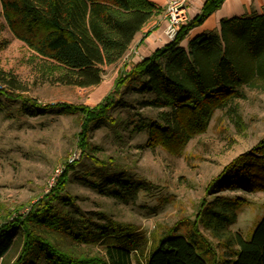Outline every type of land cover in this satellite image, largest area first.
<instances>
[{"label": "trees", "instance_id": "16d2710c", "mask_svg": "<svg viewBox=\"0 0 264 264\" xmlns=\"http://www.w3.org/2000/svg\"><path fill=\"white\" fill-rule=\"evenodd\" d=\"M223 1L206 0L201 12L181 26L174 40L130 69L121 70L113 89L94 106L69 102L49 106L0 89L11 100L31 103L40 111L53 108L75 114L80 121L78 155L63 163L55 184L24 214L16 210L1 215L0 260L19 233L21 250L11 264H264V216L247 239L234 232L232 225L249 199L220 194L227 189L264 191V136L207 185L196 217H189L190 228L164 230L145 254L134 230L106 224L93 227L82 213L71 210L74 198L66 192L79 166L85 168L80 179L98 186L95 175L112 164L99 155L91 134L112 123L110 112L128 102L124 97L128 89L139 94L144 106L169 108L161 113V122L149 125L147 145L162 146L172 153H180L191 138L204 132L215 111L244 95L243 88L264 90V13L225 18L218 31L199 34L187 48L181 45L189 31ZM158 11L151 0H0V29L8 26L29 48L50 60L58 70L55 82L87 88L102 81L103 66L122 59L136 33ZM200 223L222 245L221 255L215 256ZM54 231L79 242L102 241L105 252L71 250Z\"/></svg>", "mask_w": 264, "mask_h": 264}, {"label": "rangeland", "instance_id": "374dc122", "mask_svg": "<svg viewBox=\"0 0 264 264\" xmlns=\"http://www.w3.org/2000/svg\"><path fill=\"white\" fill-rule=\"evenodd\" d=\"M131 54L136 55L137 50ZM103 68V79L97 86L57 83L53 76L58 70L50 60L29 48L8 26L0 29V89L22 93L49 106L57 102L94 106L113 89L123 67L112 63ZM242 91L244 95L215 111L204 132L191 138L180 153H172L162 146L147 145L149 125L161 122V113L169 108L144 106L139 94L128 89L124 95L128 102L110 112L112 123L91 134L100 148L99 155L112 164L106 172L95 175L98 186L80 179L83 166L72 173L66 189L74 198L71 210L82 213L93 227L131 228L139 236L138 246L144 247V254L164 230L176 226L186 231L189 217H196L206 196L207 185L225 165L264 136V90ZM79 123L75 114H62L53 108L40 111L31 103L0 94V219L11 211L24 214L55 184L63 163L78 155ZM220 194L249 199L232 225L234 232L249 239L264 216V191L227 189ZM199 227L215 249V256L221 255L222 245L201 223ZM53 234L76 252H105L102 241L85 243L66 233ZM21 238L16 234L14 246L0 264L14 262L21 250Z\"/></svg>", "mask_w": 264, "mask_h": 264}, {"label": "crops", "instance_id": "0c3cea01", "mask_svg": "<svg viewBox=\"0 0 264 264\" xmlns=\"http://www.w3.org/2000/svg\"><path fill=\"white\" fill-rule=\"evenodd\" d=\"M151 1L159 8V11L136 33L125 56L116 62L119 64V67H123L122 70L130 69L135 63L141 61L154 50L169 42L165 36L167 19L164 14V8L167 0ZM205 2L206 0H193L191 2L187 8L189 20L196 17L201 12ZM262 13H264V0H224L202 24L195 26L189 31L188 35L181 41V45L187 48L189 41L199 34L208 31H218L221 21L225 18ZM133 50H137V54L134 56L131 54ZM128 54H131V56L127 59ZM101 82L98 85H100Z\"/></svg>", "mask_w": 264, "mask_h": 264}, {"label": "built area", "instance_id": "2783aa9c", "mask_svg": "<svg viewBox=\"0 0 264 264\" xmlns=\"http://www.w3.org/2000/svg\"><path fill=\"white\" fill-rule=\"evenodd\" d=\"M193 0H167L164 14L167 19L165 28L166 39L170 42L174 40L183 24L188 19L187 8ZM60 170L57 171V174Z\"/></svg>", "mask_w": 264, "mask_h": 264}]
</instances>
